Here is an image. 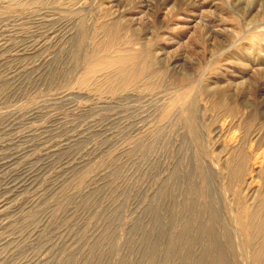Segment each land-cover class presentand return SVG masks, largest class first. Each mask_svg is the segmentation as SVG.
<instances>
[{"label": "rangeland", "instance_id": "1", "mask_svg": "<svg viewBox=\"0 0 264 264\" xmlns=\"http://www.w3.org/2000/svg\"><path fill=\"white\" fill-rule=\"evenodd\" d=\"M0 264H264V0H0Z\"/></svg>", "mask_w": 264, "mask_h": 264}]
</instances>
